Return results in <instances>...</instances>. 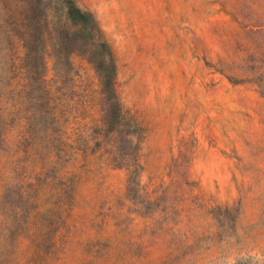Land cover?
<instances>
[{"label": "rangeland", "instance_id": "374dc122", "mask_svg": "<svg viewBox=\"0 0 264 264\" xmlns=\"http://www.w3.org/2000/svg\"><path fill=\"white\" fill-rule=\"evenodd\" d=\"M76 2L115 52L124 133L101 136L86 58L30 94L1 64L0 264H264V0Z\"/></svg>", "mask_w": 264, "mask_h": 264}, {"label": "trees", "instance_id": "16d2710c", "mask_svg": "<svg viewBox=\"0 0 264 264\" xmlns=\"http://www.w3.org/2000/svg\"><path fill=\"white\" fill-rule=\"evenodd\" d=\"M75 56L93 65L101 90L110 101L101 119V136L117 134L119 138L124 133L121 116L125 112L118 92L117 59L93 13L76 0H0V105L5 95L1 91V64L6 65L10 76L8 87L22 79L30 94L33 85L45 79L50 60L56 79L64 81L70 76ZM45 93L46 136L50 138L57 133L63 97L49 86ZM3 109L0 106V121L5 116Z\"/></svg>", "mask_w": 264, "mask_h": 264}]
</instances>
